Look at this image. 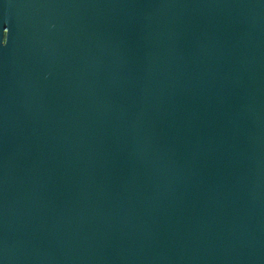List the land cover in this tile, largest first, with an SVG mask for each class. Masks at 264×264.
I'll use <instances>...</instances> for the list:
<instances>
[{
    "label": "water",
    "instance_id": "obj_1",
    "mask_svg": "<svg viewBox=\"0 0 264 264\" xmlns=\"http://www.w3.org/2000/svg\"><path fill=\"white\" fill-rule=\"evenodd\" d=\"M0 264H264V0H0Z\"/></svg>",
    "mask_w": 264,
    "mask_h": 264
}]
</instances>
